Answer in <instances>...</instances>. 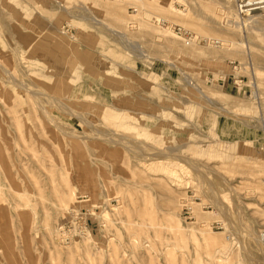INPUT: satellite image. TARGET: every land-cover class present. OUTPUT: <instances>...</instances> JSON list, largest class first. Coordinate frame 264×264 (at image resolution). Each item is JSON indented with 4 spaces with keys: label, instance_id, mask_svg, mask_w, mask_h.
I'll use <instances>...</instances> for the list:
<instances>
[{
    "label": "rangeland",
    "instance_id": "rangeland-1",
    "mask_svg": "<svg viewBox=\"0 0 264 264\" xmlns=\"http://www.w3.org/2000/svg\"><path fill=\"white\" fill-rule=\"evenodd\" d=\"M109 1L0 0V264H264V10Z\"/></svg>",
    "mask_w": 264,
    "mask_h": 264
},
{
    "label": "bare ground",
    "instance_id": "bare-ground-1",
    "mask_svg": "<svg viewBox=\"0 0 264 264\" xmlns=\"http://www.w3.org/2000/svg\"><path fill=\"white\" fill-rule=\"evenodd\" d=\"M155 1V0H154ZM157 1V0H156ZM155 1V2H156ZM94 2H95V4H97V5H99L100 3L98 2V0H94ZM141 2V1H140ZM242 3H238L237 5H236V10H237V12L239 13L240 11L241 12H245V13H248V12H250V13H254L251 17H252V19L254 20V22L256 21V22H258V20L256 19V16L257 15H255V13H257V12H260V11H262V10H264L263 8H264V0H242L241 1ZM60 3V2H59ZM94 4V3H93ZM108 5H105V11L106 12H112L113 13V11H112V9L114 8L113 6H114V4H116V1H114V0H110L108 3H107ZM82 5V4H81ZM155 7V6H154ZM157 7H158V9L159 10H162L163 8H166V6L165 5H163V4H161V3H159L158 5H157ZM243 7H245V8H243ZM169 9V8H168ZM170 10H172V9H170ZM176 11V10H175ZM174 11V12H175ZM10 12H12L13 13V11H10ZM251 19V18H250ZM19 20V19H18ZM37 21V20H36ZM98 22V21H97ZM33 23H35V22H33ZM32 23V24H33ZM99 23V22H98ZM36 24V23H35ZM96 26V25H95ZM108 28V27H107ZM15 30V29H14ZM13 33V32H12ZM122 34V33H121ZM47 35V34H46ZM17 36V35H16ZM26 36V35H25ZM30 36V35H29ZM45 36V35H44ZM19 37V36H18ZM26 37H28V36H26ZM32 37V36H31ZM24 38V37H23ZM25 39V38H24ZM23 39V41H25ZM37 39V38H36ZM58 39H60V38H58ZM18 40H22V38L20 37V39L18 38ZM42 40V39H41ZM49 40H51V39H49ZM22 41V42H23ZM30 41H32V39L30 40ZM53 41H55V40H53ZM57 42V41H56ZM21 43V42H20ZM128 44H129V42H127ZM22 44V43H21ZM28 44H29V41H28ZM42 44H44V43H41V45ZM48 44V43H47ZM53 44V43H52ZM51 44V45H52ZM59 45H60V43H58ZM121 44V43H120ZM25 45V44H24ZM67 45V44H66ZM63 46V45H62ZM61 46V47H62ZM129 46V45H128ZM45 47V46H44ZM64 47V46H63ZM40 48H41V46H40ZM45 48H47V47H45ZM55 48V47H54ZM58 48V47H57ZM53 49V48H52ZM63 49V48H62ZM66 49V48H65ZM72 49V48H71ZM70 49V50H71ZM73 49H75V48H73ZM45 50H47V49H45ZM44 50V51H45ZM50 50V49H49ZM69 50V49H68ZM48 51V50H47ZM58 51V50H57ZM63 51H66V50H63ZM72 51V50H71ZM61 52V55H62V51H60ZM72 52H75V51H72ZM78 52V51H77ZM49 53V52H48ZM66 53H68V52H66ZM73 55V54H72ZM66 56V55H65ZM21 57V56H20ZM57 57H59V56H57ZM78 57V56H77ZM76 57V58H77ZM69 58V57H68ZM67 58V59H68ZM86 59V58H85ZM88 59V58H87ZM71 60V59H70ZM82 60V59H81ZM80 60V61H81ZM91 60V59H90ZM11 59L10 58H8V57H6L5 56V54L4 53H2V51H1V49H0V72L3 74V78H4V82H5V84L4 83H2L3 85H2V87H1V89H0V94H2V95H5V93H6V90H5V86H9L15 93L17 92H19V90H25V91H28V92H26L25 94H27V93H29L30 92V88L27 90L26 89V87H24L25 85H22V83L24 84V82H20V83H17V82H15V77H14V75H13V72H12V70H13V68L11 67ZM23 61V60H22ZM52 63V62H51ZM82 64V63H81ZM84 64V63H83ZM83 64H82V66H83ZM87 65V64H86ZM169 65H171V64H169ZM78 66V65H77ZM85 66V65H84ZM89 67V66H88ZM46 69V68H45ZM90 69V68H89ZM88 69V70H89ZM31 71V74H33V72H32V70H30ZM86 71V70H85ZM23 73V72H22ZM57 76H46V79H45V84H47V85H51L55 80H59V91H66V89L67 90H69V89H71V85L69 84V82L68 81H66V80H63V79H60L59 77L58 78H56ZM21 81V80H20ZM31 93H33V92H31ZM24 94V95H25ZM7 95V94H6ZM33 94H30V96H32ZM67 96V95H66ZM42 97V96H41ZM51 97V96H50ZM53 97V96H52ZM65 97V96H64ZM36 98H38V97H32V102H34L35 101V99ZM46 98V97H45ZM48 99H49V97H47ZM84 98V97H83ZM82 98V99H83ZM87 98V97H86ZM33 99H34V101H33ZM56 99V98H55ZM61 99V98H60ZM63 99V98H62ZM67 99V98H66ZM38 100V99H37ZM39 100H40V98H39ZM38 100V101H39ZM70 100V99H69ZM76 100V99H75ZM84 100V99H83ZM87 100V99H86ZM90 100V99H89ZM1 101V100H0ZM55 101H57V100H55ZM6 102H7V104L9 103V101H8V99L6 100ZM44 102V101H43ZM36 103V102H35ZM34 103V104H35ZM38 103V102H37ZM48 103V102H47ZM98 103V102H97ZM39 104V103H38ZM57 105V104H56ZM63 105V104H62ZM92 105V104H91ZM39 106V105H38ZM59 106V105H58ZM40 107V106H39ZM66 107V106H65ZM91 107V106H90ZM41 109H43V108H41ZM61 109V108H60ZM65 109H68L67 110V112H69L70 110H69V108H65ZM103 109V108H102ZM106 110V109H105ZM60 111H62V110H60ZM107 111V110H106ZM41 112V111H40ZM43 112V111H42ZM65 112V111H64ZM71 112V111H70ZM73 112V111H72ZM76 113V112H75ZM42 114V113H41ZM45 114H47L46 112H45ZM44 114V115H45ZM65 114V113H64ZM68 114V113H67ZM80 114H82V113H80ZM74 115H77V113L76 114H73V116ZM83 115V114H82ZM113 116V115H112ZM48 117H50L49 115H47V118ZM78 117V119H80L79 118V116H77ZM76 117V118H77ZM51 118H52V116L50 117V119L49 120H51ZM54 119V118H53ZM57 119V118H56ZM83 119V118H82ZM41 121V120H40ZM52 121V120H51ZM44 122V121H43ZM53 122V121H52ZM52 122H50L51 123V125H52ZM58 122V121H57ZM56 122V123H57ZM59 122H62V121H59ZM85 122H87V121H85ZM47 123H49L48 121H47ZM49 123V124H50ZM46 124V123H45ZM58 124H60V123H58ZM53 126H55L54 124H53ZM67 127V126H66ZM65 127V128H66ZM45 129V128H44ZM59 130H60V128H59ZM104 130V129H103ZM54 131V130H53ZM94 131V130H93ZM45 132V131H44ZM60 132H61V130H60ZM65 132V131H64ZM95 132V131H94ZM56 133V132H55ZM107 133V132H106ZM90 134V133H89ZM95 134V133H94ZM96 134H99V133H96ZM101 134V133H100ZM55 135V134H54ZM65 135H66V133H65ZM64 135V136H65ZM71 135H74V131H73V134H71ZM103 135V134H102ZM62 136V135H61ZM67 136H69V135H67ZM92 136V135H91ZM99 136V135H98ZM51 137V136H50ZM56 137V136H55ZM70 137H73V136H70ZM88 137V136H87ZM105 137H107L108 139H109V137H111V136H105ZM105 137L103 136V138H97L96 137V140L97 141H99V142H97V143H105L106 141H110V140H107V138L105 139ZM60 138V137H59ZM68 138V137H67ZM75 138H77V137H73V139H74V142H78V141H75ZM85 138H86V136H85ZM117 139V138H116ZM79 140H80V138H79ZM82 140V139H81ZM58 141V140H57ZM103 141V142H102ZM135 143V142H134ZM80 144H81V142H80ZM71 145H73V144H71ZM131 146V145H130ZM136 153V152H135ZM160 156H162V155H160ZM0 170L2 171V172H5V166H4V164H3V161H2V158H1V153H0ZM91 172H94V171H91ZM87 172L86 171H79V173L77 174L78 175V179H75V180H78V183L79 184H81V185H83V189H87L91 194H93V195H95L96 194V190L98 189V186H97V183H95L94 182V180L92 179V178H90V181H89V178L88 177H90V176H88L87 177V174H86ZM105 187H106V185H105ZM73 192H74V188H69V190H68V192L67 193H65L64 195H61L60 196V200H59V208L60 209H62V210H65L66 211V209H68L67 208V205L70 203V200H71V196H72V194H73ZM92 195V196H93ZM85 201V200H84ZM116 208V207H115ZM69 210V209H68ZM71 211V210H70ZM263 236H264V234H263Z\"/></svg>",
    "mask_w": 264,
    "mask_h": 264
},
{
    "label": "built area",
    "instance_id": "built-area-1",
    "mask_svg": "<svg viewBox=\"0 0 264 264\" xmlns=\"http://www.w3.org/2000/svg\"><path fill=\"white\" fill-rule=\"evenodd\" d=\"M243 8H245V7H243Z\"/></svg>",
    "mask_w": 264,
    "mask_h": 264
}]
</instances>
